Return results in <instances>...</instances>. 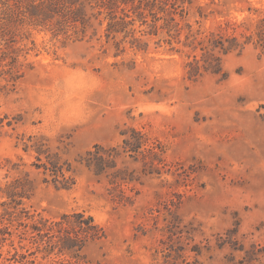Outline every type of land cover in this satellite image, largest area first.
Returning a JSON list of instances; mask_svg holds the SVG:
<instances>
[{
  "label": "rangeland",
  "instance_id": "rangeland-1",
  "mask_svg": "<svg viewBox=\"0 0 264 264\" xmlns=\"http://www.w3.org/2000/svg\"><path fill=\"white\" fill-rule=\"evenodd\" d=\"M231 2L230 18L239 21L249 6L264 7ZM34 38L37 50L25 61L33 69L17 83L0 74V187L29 179L25 207L51 221L92 216L104 237L86 246L81 263L264 264L259 51L226 56L224 78L192 82L185 53L156 38L148 53L127 46L124 54L103 32L80 41L36 31ZM133 129L153 151L122 156L127 182L83 163L97 145L122 146ZM57 260L77 262L38 257Z\"/></svg>",
  "mask_w": 264,
  "mask_h": 264
},
{
  "label": "trees",
  "instance_id": "trees-1",
  "mask_svg": "<svg viewBox=\"0 0 264 264\" xmlns=\"http://www.w3.org/2000/svg\"><path fill=\"white\" fill-rule=\"evenodd\" d=\"M231 0H0V74L17 83L33 69L28 56L37 50L34 32H50L53 37L80 41L103 32L113 41L118 54L127 46L148 53L150 39H159L171 51L184 54L185 76L196 82L211 74L226 77L223 59L253 46L264 56V7L249 6L241 20L231 19ZM210 23L209 27L206 24ZM103 30V31H102ZM138 34H140L138 36ZM177 44L179 47H175ZM24 59V61H22ZM119 147L95 146L82 161L96 176L112 171L127 182L126 170L118 169L123 155H144L146 137L136 130ZM53 167L56 166L53 164ZM57 171V170H56ZM32 182L16 180L0 187V249L9 245L0 264H44L38 261L55 255L69 256L76 263L57 260L52 264L81 263L86 246L104 237V230L92 216L65 214L51 221L32 214L24 205L32 196ZM25 251V253H21ZM35 257V258H32Z\"/></svg>",
  "mask_w": 264,
  "mask_h": 264
}]
</instances>
